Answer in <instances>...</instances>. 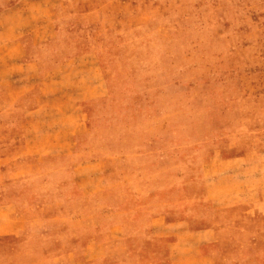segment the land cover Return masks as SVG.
I'll return each instance as SVG.
<instances>
[{"label":"rangeland","instance_id":"374dc122","mask_svg":"<svg viewBox=\"0 0 264 264\" xmlns=\"http://www.w3.org/2000/svg\"><path fill=\"white\" fill-rule=\"evenodd\" d=\"M182 216L264 264V0H0V264H166Z\"/></svg>","mask_w":264,"mask_h":264},{"label":"crops","instance_id":"0c3cea01","mask_svg":"<svg viewBox=\"0 0 264 264\" xmlns=\"http://www.w3.org/2000/svg\"><path fill=\"white\" fill-rule=\"evenodd\" d=\"M11 31H15L14 27ZM15 38H17L16 34L9 35L4 43H20ZM72 154L73 152H67L59 154L57 157H68ZM162 222L163 228L156 229L154 232L157 233V230H161L156 237L168 239L166 264H211L212 253L207 247L217 241L216 231L213 227L192 230L185 216L173 221H165L162 218Z\"/></svg>","mask_w":264,"mask_h":264}]
</instances>
